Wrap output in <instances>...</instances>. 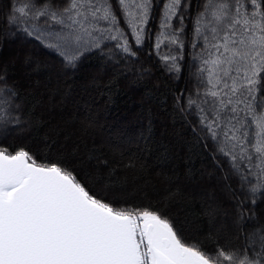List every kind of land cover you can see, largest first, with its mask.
Here are the masks:
<instances>
[{
	"label": "snow or ice",
	"instance_id": "1",
	"mask_svg": "<svg viewBox=\"0 0 264 264\" xmlns=\"http://www.w3.org/2000/svg\"><path fill=\"white\" fill-rule=\"evenodd\" d=\"M6 7L0 48L22 34L75 68L94 52L104 54L110 41L135 57L129 35L137 46L152 41L158 55L167 41L176 53L161 59L177 78L188 20L196 88L178 111L194 117L190 148L211 147L213 159L237 178L243 198L233 193L232 224L244 243L209 253L157 210L114 207L51 154L54 144L45 142L50 154L38 160L24 147L10 151L0 143V264H264V218L256 212L264 202V0H8ZM156 9L160 31L153 33ZM19 96L0 65V137L32 126Z\"/></svg>",
	"mask_w": 264,
	"mask_h": 264
},
{
	"label": "trees",
	"instance_id": "2",
	"mask_svg": "<svg viewBox=\"0 0 264 264\" xmlns=\"http://www.w3.org/2000/svg\"><path fill=\"white\" fill-rule=\"evenodd\" d=\"M197 2L202 0H192ZM7 4L8 0H0V13L7 11ZM195 11L193 8V14ZM154 15L149 29L157 33L160 10ZM2 21L0 15V28L4 27ZM185 24L188 40L178 78L166 71L161 59L176 53L167 41L158 55L152 41L145 38L137 46L129 35L135 57L110 41L104 54L94 52L73 68L52 50L18 34L14 40L36 47L37 54L9 50V40L0 48V65L6 68L9 82L18 86L17 102L31 114L33 123L22 134L0 137V143L10 151L24 147L38 160L50 154L45 142L52 143L51 154H58L78 179L117 209L157 210L202 250H234L244 243L237 239L232 224L235 196H241L238 180L223 160L213 159L211 147L190 148L194 134L188 131V124L194 117L185 119L178 111L185 103L184 96L196 88V50L188 47L192 24L188 20ZM26 57L30 62H25ZM145 68L151 75L138 76ZM122 70L128 71L127 78L119 75ZM256 212L264 218V202L257 201Z\"/></svg>",
	"mask_w": 264,
	"mask_h": 264
},
{
	"label": "rangeland",
	"instance_id": "3",
	"mask_svg": "<svg viewBox=\"0 0 264 264\" xmlns=\"http://www.w3.org/2000/svg\"><path fill=\"white\" fill-rule=\"evenodd\" d=\"M10 42H11V45L8 46L9 50L12 49V48H16V49H20V50H23V51L26 50L27 52H31V53L37 54L38 50L34 46H31L29 44H25V43H23L20 40H12Z\"/></svg>",
	"mask_w": 264,
	"mask_h": 264
}]
</instances>
